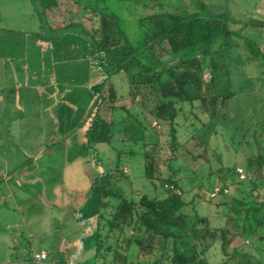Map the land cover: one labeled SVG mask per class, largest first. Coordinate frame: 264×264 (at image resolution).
<instances>
[{"label": "rangeland", "instance_id": "obj_1", "mask_svg": "<svg viewBox=\"0 0 264 264\" xmlns=\"http://www.w3.org/2000/svg\"><path fill=\"white\" fill-rule=\"evenodd\" d=\"M29 1L31 4L28 3L27 7L28 0H0V22L5 27H21L31 21L34 16L31 10L34 9L43 20V26L37 31L40 37L49 41V47L45 46L41 54L46 58L49 55L52 60L65 53L67 57L80 54L88 56V32L96 19L92 8L96 10L95 15H98L99 9L115 13L120 30L134 46L143 42L147 23L141 19L150 14L169 11L196 13L202 17L219 16L227 21L231 29L240 31V35L229 37L230 46L225 50V59L236 69L233 70V75L238 80V93L225 109L227 117L219 116L213 127L196 103L193 107L183 103V112L176 118L178 147L174 151L169 146L166 123L153 119L150 131L145 132L146 137L134 140L127 130L118 132L129 124V121H121L114 123L113 128L117 132L110 143L96 146V161L95 150L87 147L82 133L81 112L76 111L72 118V115H67V120H57L53 128V133L57 132L59 135L57 139L65 136L62 135L64 131L69 133V137L67 144H64V138L58 142L54 140L55 146L60 145L59 148L54 145L48 147H54L55 158L50 160L51 171H47V217L41 205L44 201L36 198L42 193L39 186L24 183L21 188L11 186L19 206L16 207L10 197L5 202L0 200V264H100L95 256L94 226L99 206L92 185L103 168L111 169L117 163L125 171L118 184L127 198H137L140 194L163 197L165 192L160 184L161 180H150L145 175V152L151 155L155 178L169 176L178 182L185 212L206 216L212 227H231L233 237L240 226L233 228L232 225L238 220L241 222L243 211L241 207H231L230 201L238 180L231 178L230 174L236 167H242L247 173V179L257 177L258 173L247 168V153L251 151L252 156H255L260 152L252 136L242 135L246 126L253 124L254 119L249 118L250 114L242 112L241 119L244 122L238 128L227 118L249 100L256 104L255 110L264 107V0H55L56 6L51 11L47 9L44 0ZM67 23L71 24L59 27ZM254 23H260L261 26ZM58 44L61 45L59 48ZM90 58L93 60L91 64L98 70L96 73L99 78L95 81L100 82L103 75L95 64L99 58ZM68 60L71 61L67 66L71 67L74 63L72 59ZM162 62L167 66L174 64L175 60L167 56ZM58 65L52 62L51 73L60 83ZM42 70L47 72V64H44ZM73 77L76 83L72 86L76 88L75 97L80 108L89 101L84 90L90 96L91 93L87 90L88 87L82 85L80 74L72 75L71 78ZM110 79L120 95L115 106L131 108L135 103L141 102L139 97L135 96L133 100V96L128 94L125 76L114 75ZM245 91L248 95L254 93L253 99ZM149 108L150 106L146 111ZM248 111L251 113V108ZM114 114L118 120L125 112L118 109ZM194 127L199 129L197 134L194 133ZM133 136L142 135L138 132L133 133ZM263 138L264 131L260 136L261 153H264ZM9 145L10 143L3 142L0 144V151ZM60 155H65L63 160ZM2 182L4 179H0V195L5 193V184ZM222 184L229 188V193L209 199L207 192L211 187ZM251 194L258 197L253 191ZM237 210L240 211L239 215ZM46 218L47 222L44 221ZM46 227L47 238L43 234ZM259 245H264V241ZM234 246L240 253L248 252L254 260H260L264 264V250L253 247L251 241L243 235L234 236L227 247L228 255L223 253L218 239L206 251L205 256L211 264H222L223 260L232 255ZM44 247L48 257L37 262L34 255ZM107 259L110 260L109 257ZM234 260L231 259L228 264ZM126 264H129V260Z\"/></svg>", "mask_w": 264, "mask_h": 264}, {"label": "trees", "instance_id": "obj_2", "mask_svg": "<svg viewBox=\"0 0 264 264\" xmlns=\"http://www.w3.org/2000/svg\"><path fill=\"white\" fill-rule=\"evenodd\" d=\"M44 2L49 11L56 6L55 0ZM92 14L96 19L88 32L87 45L89 55L99 58L95 64L103 79L91 86L93 100L80 125L87 147L95 150L96 161V146L110 143L117 132L113 128L115 122L129 121L118 132L127 130L134 140L146 137L145 132L150 131L153 119L164 122L168 126L169 146L174 151L178 147L176 118L183 112V103L191 107L197 104L212 127L219 116L227 117L225 109L237 96L238 80L233 75L235 67L225 59V50L230 46L229 37L240 35V31L231 29L226 20L196 13L161 11L150 14L141 19L147 23L143 42L134 46L120 30L115 13L99 9L95 15L96 10L92 8ZM37 15L42 23V17ZM167 56L175 60L174 64H163ZM114 75L125 76L128 94L133 100L139 97V104L131 108L115 106L120 95L110 79ZM245 94L251 99L254 97V93L248 95L245 91ZM250 101L227 118L238 128L244 122L242 112L250 114L253 124L246 126L242 135L252 136L260 152L255 156L251 151L247 153V168L258 173L257 177L240 181L235 171L230 174L238 180L231 207H241L243 211L241 222L238 220L232 225L233 228L240 226L233 237L231 227H212L206 216L185 212L178 182L169 176L155 178L151 155L145 152V175L150 180H161L162 187L173 185L180 193L164 187L163 197L140 194L137 198H127L118 184L124 168L117 163L111 169L103 168L92 185L99 206L94 226L95 256L100 264H126L128 260L129 264H211L205 253L215 240H220L223 253L228 255L227 247L232 239L241 235L247 237L253 247L264 250V245H259L264 241V153L260 145L264 107L255 110L256 104ZM118 109L125 114L117 120L114 112ZM212 127L209 125L210 129ZM198 131V127H194V133ZM138 132L141 137L133 136ZM252 191H256L258 197L252 195ZM236 213L239 215L240 211ZM235 247L222 264H228L231 259L235 260L230 264H262Z\"/></svg>", "mask_w": 264, "mask_h": 264}, {"label": "crops", "instance_id": "obj_3", "mask_svg": "<svg viewBox=\"0 0 264 264\" xmlns=\"http://www.w3.org/2000/svg\"><path fill=\"white\" fill-rule=\"evenodd\" d=\"M28 3L31 2L28 0L27 7ZM31 11L33 18L21 27H5L6 25L0 22V144L10 143L6 149L0 151V179H4L2 183L5 184V193L0 195V200L5 202L10 197L18 207L11 186L21 188L23 183L39 186L42 193L36 198L44 201L41 205L47 217V171L50 172L52 168L50 160L55 158L54 147H60H56L55 142L64 138V144H67L69 137V133L64 131L62 135L65 136L57 139L59 135L57 132L53 133V128L57 120L60 121L67 115H72V118L76 111L81 112V120L84 118L93 100L91 86L99 77L96 73L98 70L91 64L89 52L88 56L80 54L71 57H67L65 53L55 60L49 55L47 58L42 56V50L45 46L49 47V41L40 37L37 30L43 25L36 11ZM61 25L59 27L66 24ZM60 46L57 45L58 48ZM68 59H72L74 63L71 67L67 66L71 61ZM52 62L59 64L60 83L51 73ZM44 64H47V72L42 70ZM79 74L82 85L88 87L87 90L91 93L90 96L84 90V95L86 94L89 101L85 103L86 106L80 108L75 97L76 88L72 86L76 82L74 77L71 78L72 75ZM82 133L85 138L84 131ZM51 145L54 147L49 149ZM60 156L62 160L65 157ZM39 215L41 216V213ZM44 221L47 222V218ZM44 231L43 234L47 238V227ZM40 251L47 254L45 247L38 252Z\"/></svg>", "mask_w": 264, "mask_h": 264}, {"label": "built area", "instance_id": "obj_4", "mask_svg": "<svg viewBox=\"0 0 264 264\" xmlns=\"http://www.w3.org/2000/svg\"><path fill=\"white\" fill-rule=\"evenodd\" d=\"M235 175L237 176L238 180L242 181L247 179V173L242 167H236L235 168ZM165 188L172 189L174 192L180 193V190L177 188H174L173 185L171 184H164ZM255 194L257 193L256 191H253ZM229 193V188L227 186L223 185H214L209 192H207L208 198H215L217 196H224ZM47 257L46 252L40 251L38 253H35L34 258L36 259L37 262H40L42 260H45Z\"/></svg>", "mask_w": 264, "mask_h": 264}]
</instances>
